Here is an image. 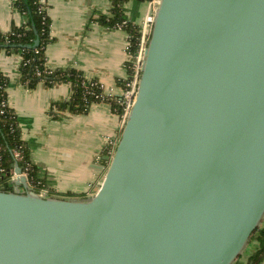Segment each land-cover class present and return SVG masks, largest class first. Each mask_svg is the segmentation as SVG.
<instances>
[{"label": "water", "instance_id": "1", "mask_svg": "<svg viewBox=\"0 0 264 264\" xmlns=\"http://www.w3.org/2000/svg\"><path fill=\"white\" fill-rule=\"evenodd\" d=\"M106 158L85 198L35 192L16 162L0 264H235L264 221V0H160Z\"/></svg>", "mask_w": 264, "mask_h": 264}, {"label": "crops", "instance_id": "2", "mask_svg": "<svg viewBox=\"0 0 264 264\" xmlns=\"http://www.w3.org/2000/svg\"><path fill=\"white\" fill-rule=\"evenodd\" d=\"M45 2L53 36L46 47L48 66L74 67L86 79L98 80L106 95H121L118 80L128 76L129 35L125 29L98 20L113 17L112 0ZM148 10L147 1L129 0L123 17L141 25ZM26 23L27 16L15 7L14 0H0V30L8 32ZM21 62L19 52L0 51V70L10 79L8 104L18 117L40 176L51 190L62 195L85 198L95 194L109 166L104 160L113 155L121 138L124 116L106 102H94L84 113L58 110L54 105L71 97V84L46 87L40 83L29 88L21 81ZM105 148L109 155H105ZM248 256L240 257L237 264H245Z\"/></svg>", "mask_w": 264, "mask_h": 264}, {"label": "trees", "instance_id": "3", "mask_svg": "<svg viewBox=\"0 0 264 264\" xmlns=\"http://www.w3.org/2000/svg\"><path fill=\"white\" fill-rule=\"evenodd\" d=\"M128 1L112 0L113 17L98 19L101 23L109 26L125 29L129 35L130 47L126 64L128 76L118 80V86L122 92L127 89V83L133 76V65L142 33L141 25L128 22L123 17V7ZM14 5L27 16V23L23 26H15L8 32L0 30V51L21 54V81L29 88H35L40 83H44L46 87H53L60 83L71 84L72 95L68 100L58 101L54 105L58 110L84 113L88 111L92 103L106 102L111 105L114 112L123 116L124 105L121 96L106 95L98 80L86 79L83 73L74 67L52 69L48 66L46 47L53 41V36L52 21L47 11L46 2L42 0H14ZM36 39L39 40L37 45H35ZM9 84L10 79L0 70V190L11 191L13 189L11 175L8 174L17 162L22 170L28 173L35 192L40 193L42 190H47L52 194L53 190L46 185L45 179L40 176L38 166L31 159L30 147L22 137V128L18 117L8 104L7 89ZM53 113L54 111H52ZM104 153L109 155L107 148ZM109 160H104L107 166L110 164ZM252 242H256V244L245 264H260L264 260V221L254 232L250 240V243Z\"/></svg>", "mask_w": 264, "mask_h": 264}, {"label": "built area", "instance_id": "4", "mask_svg": "<svg viewBox=\"0 0 264 264\" xmlns=\"http://www.w3.org/2000/svg\"><path fill=\"white\" fill-rule=\"evenodd\" d=\"M42 1L44 2L45 0H42ZM147 2L149 4V10L146 13L145 18L141 24L142 33H141V38H140V43H139V50L135 56V61L133 65L134 73H133L131 80L127 83V89H125L120 95L121 100L123 101V105H124V115H123L124 125H125L127 116L136 99L138 85H139V81H140V77L142 73V66H143V62L145 58V51L148 46L151 28H152V24L154 21V15L160 4V0H147ZM129 47H130V42L128 40L127 47H126L127 53H129L128 52ZM10 175H11L12 180L17 177L14 167H13V170L10 172ZM22 175L26 176L28 182L30 183L28 173L25 171H22ZM42 192H48V191L42 190Z\"/></svg>", "mask_w": 264, "mask_h": 264}, {"label": "rangeland", "instance_id": "5", "mask_svg": "<svg viewBox=\"0 0 264 264\" xmlns=\"http://www.w3.org/2000/svg\"><path fill=\"white\" fill-rule=\"evenodd\" d=\"M51 195H53V196H57V197H69L70 194L62 195V194H60V193H57V192L52 191V194H51ZM255 244H256V242L249 243V245L247 246V248L245 249V251H244V253L241 255V257H242V258H246L248 254L250 255V253L254 250V245H255ZM239 260H240V258H239ZM242 260H243V259H242ZM236 262H238V260H237Z\"/></svg>", "mask_w": 264, "mask_h": 264}]
</instances>
